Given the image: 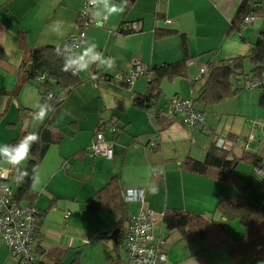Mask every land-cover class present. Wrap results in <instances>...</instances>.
<instances>
[{"label": "crops", "instance_id": "crops-1", "mask_svg": "<svg viewBox=\"0 0 264 264\" xmlns=\"http://www.w3.org/2000/svg\"><path fill=\"white\" fill-rule=\"evenodd\" d=\"M94 1L97 3L92 0H0V156L5 154L10 140L24 130L36 132L48 116V111H44L43 118L20 120L22 109L36 110L41 105L32 85L23 86L16 98L8 95L16 85V71L23 61L19 46L21 35L27 48L61 47L67 37L79 33L80 15L87 2L93 3L91 19L97 31L87 32L82 47H87L91 55L97 54L98 61L105 60L99 62L108 70L109 60H126L125 64L138 60L146 68L178 62L183 58L180 36L186 40L189 60L206 67L208 62L246 55L256 34L264 31L263 16L245 24L241 34L227 36L241 0ZM132 22L141 31L122 33L125 30L122 24ZM154 30L176 34L155 39ZM99 36L104 40V56L94 45ZM118 36L122 38L115 40ZM121 40H131L133 45H121L118 43ZM108 70L105 80L110 81L112 76ZM196 71L195 68L188 70L185 79L161 81L159 103L195 97L200 83L192 86L191 82L201 79L200 75L195 77ZM139 78L132 91L120 88L121 84L110 86L111 91H101L109 96L108 102L98 100L99 94L96 97L88 94L84 90L88 86L82 79V85L64 99L67 106L62 103V114L55 120L56 130L63 139L47 149L33 181V190L37 193L35 207L42 214L38 245L35 244L40 264H70L77 249L79 264H118L119 258L113 251L115 243L110 239L118 219L105 209L103 199H93L113 176L120 177L123 191H145L153 214V236L165 249L167 264H264V256L231 258L228 254L231 243L242 238L244 230L231 222L221 232L216 223L224 220L219 215L220 220L213 221L218 216L217 203L225 197L240 196L246 203L264 210V185L253 175L252 167L239 164L234 172L237 179L253 187L244 194L230 184L181 168L187 158L202 161L216 134H229L236 139L237 146L230 152L231 157L240 158L243 152H251L264 165V109L258 108L257 90L246 89L235 98L202 109L205 125L212 135L200 129L189 130L177 121L158 132L156 122L148 113L131 106L134 94H143L146 90L147 79ZM164 108L161 109L164 111ZM109 121L119 129L115 138L103 133L107 134L103 138L111 145L113 157L110 160L91 158L86 150L97 126ZM250 137L252 141L247 142ZM15 166L3 168L13 171ZM138 206L128 205L129 218ZM165 210L190 212L209 220L207 238L192 243L182 241L177 232L167 235L161 222ZM126 225L123 224V230ZM102 234L104 239L92 241ZM0 264H17L1 242Z\"/></svg>", "mask_w": 264, "mask_h": 264}, {"label": "trees", "instance_id": "trees-1", "mask_svg": "<svg viewBox=\"0 0 264 264\" xmlns=\"http://www.w3.org/2000/svg\"><path fill=\"white\" fill-rule=\"evenodd\" d=\"M263 16L264 0H241L230 21L227 36L233 33L241 34L245 18L253 20ZM121 31L126 34L133 33L130 29ZM153 34L155 39H163L176 34V32L154 30ZM22 37L19 46L23 53V61L16 71V85L8 95L11 98H16L23 86L32 85L40 96L41 105L36 110L22 109L19 115L20 120L23 122L29 118L38 117L42 111H48V116L36 132L24 130L18 137L10 140L6 146L5 154L14 155L27 141L26 159L21 166L13 168L9 183L14 190L16 204L33 210L38 233L42 214L35 207L37 200V193L33 190L35 172L47 149L52 145H57L63 139L56 130L55 120L66 96L72 90L80 87L83 82L78 74H72L68 67L67 71L64 70L67 65L60 47L27 48ZM180 40L183 58L175 63H164L147 68L143 74V77L147 79L146 90L143 94H134L131 103L134 109L146 112L153 118L158 126V132L177 121L168 115L172 100L166 101L164 105L159 102L162 98L161 81L172 82L175 79L187 78L186 63L191 58L187 52L185 38L180 36ZM241 40L244 41L242 36ZM93 60L97 63V54L94 55ZM206 67L207 74L201 76L200 81L191 82L192 86L197 82L200 83L195 97L189 98L193 102L195 110L202 113V109L206 107H212L224 100L235 98L246 90L249 84L253 83L257 85L256 90L259 93L258 108L264 109V31H259L256 34L246 55L214 63L208 62ZM99 73L96 72L95 77ZM104 79H107L106 75H104ZM62 93H65V96L57 99ZM161 108H164V111ZM109 122H100L95 133L105 132L103 127ZM118 134L119 129L116 127V131L111 136L113 135L115 138ZM29 136L35 138L28 140ZM230 152L217 149L211 144L202 161L187 158L181 168L222 184H230L244 194L253 187L250 183H243L234 176L236 167L240 163L248 164L253 169L264 165L255 153L243 152L240 158H234L230 156ZM122 194L120 177L113 176L102 190L93 195V199L99 201L103 199L105 209L118 219L115 230H119V234L117 244L113 248L114 251H118V246L122 243L120 241L124 234L123 224L128 223L130 219L128 205L124 203ZM216 213L224 220V222L216 223L221 232L224 231L225 224L231 222L238 223L244 230L242 238L231 243L228 252L231 258L264 256V210L259 206L246 203L243 197L237 196L221 199L217 203ZM161 222L167 235L177 232L182 241L192 243L205 240L210 226L209 220L197 214L180 210H165L161 216ZM104 235H99L92 241L102 240ZM35 244L38 245L37 237ZM70 264H79L78 249Z\"/></svg>", "mask_w": 264, "mask_h": 264}, {"label": "built area", "instance_id": "built-area-1", "mask_svg": "<svg viewBox=\"0 0 264 264\" xmlns=\"http://www.w3.org/2000/svg\"><path fill=\"white\" fill-rule=\"evenodd\" d=\"M92 8L93 3L87 2L80 15V23L77 28L79 33L67 37L60 47L66 65L72 74H79L85 68V61L81 58L79 51L82 41L86 37L84 30L95 25L91 19ZM251 21V18H245L244 24H249ZM165 23L168 24L169 21H165ZM128 29L133 33L141 31L136 23H130ZM194 68L198 70L200 76L207 73L205 67L198 66L193 61L186 63L187 70ZM146 69L142 62L134 60L131 62L130 69L126 72L123 71L118 77V81L124 86L132 87L135 81L143 76ZM256 87L255 83L249 84L247 90H256ZM168 115L189 130L200 129L207 135H212L207 130L204 115L194 109L190 99L173 98ZM103 128L108 134L116 131V127L110 124H105ZM103 133L94 134L86 154L91 158L102 157L110 160L113 157V150L111 145L104 140ZM213 138L212 144L217 149L232 151L237 146L236 139L231 138L229 134H216ZM251 141L252 137L248 138L247 142ZM12 173V170L0 166V242L17 264H39V258L35 252L37 230L34 212L30 208L16 204L14 190L9 183ZM253 175L259 177L264 185V166L254 168ZM145 196L143 189H127L122 194L125 204L139 205L138 210L130 216L120 244L126 259L125 264H167L165 249L153 236V214ZM67 216L68 214L65 217Z\"/></svg>", "mask_w": 264, "mask_h": 264}, {"label": "rangeland", "instance_id": "rangeland-1", "mask_svg": "<svg viewBox=\"0 0 264 264\" xmlns=\"http://www.w3.org/2000/svg\"><path fill=\"white\" fill-rule=\"evenodd\" d=\"M92 2L94 4L97 3V2L95 3L94 0H92ZM94 8H96V7H94ZM128 25H129V23H123L122 24V26H123V28H125V30L128 29ZM90 30L97 31V28H94V26L91 25L90 27H88V28H86L84 30L85 35ZM119 38H122V37L118 36L115 40H117ZM125 38H127V37H125ZM118 43H120L121 45L123 44V45H128V46L129 45H133V41H131V40H121V41H118ZM140 44L141 43L139 42L138 45H140ZM94 45L96 47H98V49H100L102 51V54L100 53V55L104 56L105 55V50H104L105 44H104V40H103V38L101 36L98 37V39H97V41H96V43ZM79 53H80L81 58L85 61L84 70L78 74L79 78L82 79L83 81H86L85 84H86V86H88L84 90L88 94H92L95 97H96V94H99L98 96H100V98L98 100H101V102H103V101L108 102L109 101V96H107L105 93H103L101 91H103V90L104 91H111V87L110 86H112V85L119 86L120 82L118 81V77L121 75V73H122L121 71L126 72V71H128L130 69L131 61L129 62V64H125L126 60H109L111 64L109 65V70H108V67L104 69V63H102L105 60H99V61H102V62H99L97 60V63H95V61L93 60V57H94L95 54L91 55L90 52H89V49L87 47H85L84 49H83V47H81ZM198 66H200V65H198ZM205 68L207 69V67H205ZM107 70H108L109 75L112 76L110 81H107V80L104 79V75H106ZM119 70H121V71L118 72ZM96 72H100L97 75V77H95V73ZM198 76H199V74L196 71V76L195 77H198ZM202 76H204V75H202ZM139 79H144V77L142 76ZM119 87L124 89V90H127V91L131 90V89L133 90V88H132L133 86L132 87H128V86H123L122 87V85H120ZM62 106H67V104L63 103ZM61 114L62 113H60V115ZM64 121H65V119H64ZM103 135H104L105 138H107V134H103ZM81 136H84V135L82 134ZM0 138H1V135H0ZM18 164L19 165L22 164V161L20 163H18ZM240 164L243 165L244 163H240ZM0 166L5 167V168H10V167H12V164L8 162V157H6V158H4L3 160L0 161ZM252 172H253V168H252ZM234 175H235V173H234ZM248 175L251 176V177L253 176L251 172H249ZM255 182L259 183V181H255ZM259 186L261 188L262 185H259ZM130 206L135 207V204H129V207ZM116 256H118V258H119V261H118L116 259V257L114 256L115 260L118 261L117 262L118 264H125L126 263V259L124 258V255H123V253L121 251L120 245L118 246V251L116 250ZM79 263H80V261H79Z\"/></svg>", "mask_w": 264, "mask_h": 264}, {"label": "clouds", "instance_id": "clouds-1", "mask_svg": "<svg viewBox=\"0 0 264 264\" xmlns=\"http://www.w3.org/2000/svg\"><path fill=\"white\" fill-rule=\"evenodd\" d=\"M65 71H67V66H65L64 68ZM46 115V112H41L40 113V116L41 118H43L44 116ZM35 137L34 136H29L27 139L28 140H31V139H34ZM26 150H27V141H25V144L24 146H22L21 148H19L15 154H7V157H8V162L11 163L12 165H16L18 163H20L21 161L25 160L26 159ZM155 191V190H153Z\"/></svg>", "mask_w": 264, "mask_h": 264}, {"label": "water", "instance_id": "water-1", "mask_svg": "<svg viewBox=\"0 0 264 264\" xmlns=\"http://www.w3.org/2000/svg\"><path fill=\"white\" fill-rule=\"evenodd\" d=\"M65 96V93H62V94H60L58 97H57V99H60V98H63ZM107 124H110L111 126H114V124H112L111 122H109V123H107ZM22 146H24V144L22 145ZM21 146V147H22ZM20 147V148H21ZM7 157V154H3V155H1L0 156V161L1 160H3L4 158H6ZM220 220V216L218 215V216H216V218L213 220L214 221V223L215 222H218ZM118 234H119V230H113V233H112V235L110 236V239L115 243V245L117 244V238H118Z\"/></svg>", "mask_w": 264, "mask_h": 264}, {"label": "flooded vegetation", "instance_id": "flooded-vegetation-1", "mask_svg": "<svg viewBox=\"0 0 264 264\" xmlns=\"http://www.w3.org/2000/svg\"><path fill=\"white\" fill-rule=\"evenodd\" d=\"M122 239H123V237H122ZM122 239H121V241H120V242H122Z\"/></svg>", "mask_w": 264, "mask_h": 264}]
</instances>
